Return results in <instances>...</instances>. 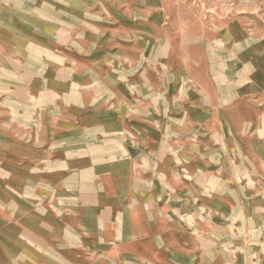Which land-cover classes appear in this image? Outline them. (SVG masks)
Listing matches in <instances>:
<instances>
[{"label":"crops","instance_id":"1","mask_svg":"<svg viewBox=\"0 0 264 264\" xmlns=\"http://www.w3.org/2000/svg\"><path fill=\"white\" fill-rule=\"evenodd\" d=\"M98 2L120 34L126 0H0V264H264V0L218 16V94L207 82L170 101L106 41L66 60L60 36ZM153 4L139 8H168ZM146 21L135 33L160 36ZM170 120L204 122L218 144L176 160L159 139Z\"/></svg>","mask_w":264,"mask_h":264},{"label":"rangeland","instance_id":"2","mask_svg":"<svg viewBox=\"0 0 264 264\" xmlns=\"http://www.w3.org/2000/svg\"><path fill=\"white\" fill-rule=\"evenodd\" d=\"M126 1L131 6L129 5V8L122 11L125 15L119 22L125 31L122 30L120 34H114L119 37L112 34L113 27H115L113 25L114 16L105 14L106 11L103 10L100 2L96 4L93 12L91 11L94 16L89 14L87 18H84L83 23L70 25L65 36H60L61 44L68 48L66 60L71 63H81L85 59H98L97 53L103 49L104 41H106L107 45L104 46L107 49L114 50L116 53H118L116 49H120L121 53L125 54V64L128 67L136 65L143 67L144 81L148 75H152L150 74L151 70L159 81H163V79L167 81L168 89L165 93L171 97L164 98V100L170 101L173 96L176 98L183 96L180 90L183 88L185 91L193 90L196 95H200L201 87H206L207 82L212 83L214 87L212 91L218 94V16L229 17L234 14L233 12H237V9L230 10L229 7H226L225 3L232 0H164L167 2L168 8L160 10V14L155 12L154 15L148 13L149 10H146L145 7H139L141 4L154 3L153 5H155L159 0ZM238 12L243 11L240 9ZM150 17L158 19L160 36L135 33L134 29L141 23L143 29L146 28L145 22ZM108 20L111 23H108ZM164 24L169 25L163 32ZM103 30L106 32L104 36L108 37L104 40L100 38L92 41L91 46L86 48L88 36H96L98 32H101L99 36H103ZM198 33H203L206 36L198 37ZM186 34L195 35L197 38L191 39L193 42L184 43L180 39ZM89 50H92V53L89 52L88 55L87 51ZM157 68L159 69L158 73ZM186 68L191 72L183 73L182 71ZM130 80L134 79L131 77ZM162 89L163 84L160 85V92ZM203 123L198 120L160 121L158 130L160 145L168 143L175 150L176 160L181 159V150L187 151L188 156H198L200 145L206 144L209 140L211 143L218 144V137L205 138L206 130ZM214 124L218 129V121ZM7 208V200L3 197L0 189V224H4L7 220Z\"/></svg>","mask_w":264,"mask_h":264}]
</instances>
